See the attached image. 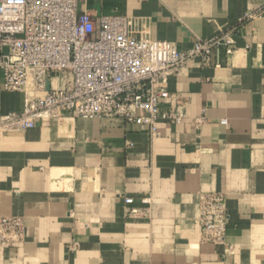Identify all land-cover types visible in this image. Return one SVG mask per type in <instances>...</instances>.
I'll return each mask as SVG.
<instances>
[{
    "label": "crops",
    "instance_id": "1",
    "mask_svg": "<svg viewBox=\"0 0 264 264\" xmlns=\"http://www.w3.org/2000/svg\"><path fill=\"white\" fill-rule=\"evenodd\" d=\"M78 8L125 14L130 36L180 50L236 27V48L170 78L164 109L180 106L185 117L161 119L157 134L122 118L65 115L2 136L1 213L23 217L25 234L1 263L264 264V0H78ZM24 103V93L3 88L0 70V113ZM212 192L226 196L231 250L201 240L200 194Z\"/></svg>",
    "mask_w": 264,
    "mask_h": 264
},
{
    "label": "built area",
    "instance_id": "2",
    "mask_svg": "<svg viewBox=\"0 0 264 264\" xmlns=\"http://www.w3.org/2000/svg\"><path fill=\"white\" fill-rule=\"evenodd\" d=\"M236 31L222 29L180 50L172 41L132 37L127 15L95 18L79 10L78 0H0L2 86L25 95L23 110L0 113V161L2 136L33 128L46 118L117 117L150 134L158 133L161 119L180 123L185 117L182 107L163 106L170 96V78L193 60L211 66L215 50L231 54ZM204 120L199 117L197 125ZM125 201L131 204L133 198ZM199 206L202 242L231 250L225 194L201 193ZM128 213L138 215L140 209L131 206ZM24 234L23 217L1 213L0 189V264L2 251L22 241Z\"/></svg>",
    "mask_w": 264,
    "mask_h": 264
},
{
    "label": "water",
    "instance_id": "3",
    "mask_svg": "<svg viewBox=\"0 0 264 264\" xmlns=\"http://www.w3.org/2000/svg\"><path fill=\"white\" fill-rule=\"evenodd\" d=\"M8 51V49L7 48H5V52H7Z\"/></svg>",
    "mask_w": 264,
    "mask_h": 264
}]
</instances>
